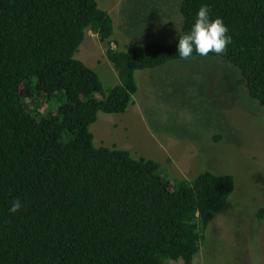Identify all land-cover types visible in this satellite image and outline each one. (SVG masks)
<instances>
[{"label":"trees","instance_id":"trees-1","mask_svg":"<svg viewBox=\"0 0 264 264\" xmlns=\"http://www.w3.org/2000/svg\"><path fill=\"white\" fill-rule=\"evenodd\" d=\"M204 4L232 38L208 56L236 67L264 112V0H182L172 42L127 50L111 48L113 19L98 0H0V264H193L234 176H172L96 146L90 126L100 111L128 109L137 70L179 59L177 39ZM87 30L108 43L119 78L108 89L76 58ZM13 199L22 208L10 214Z\"/></svg>","mask_w":264,"mask_h":264},{"label":"rangeland","instance_id":"rangeland-1","mask_svg":"<svg viewBox=\"0 0 264 264\" xmlns=\"http://www.w3.org/2000/svg\"><path fill=\"white\" fill-rule=\"evenodd\" d=\"M182 0H98L113 19L111 48L170 43L181 30ZM108 43L87 30L76 58L104 88L119 82ZM138 91L122 113L100 111L90 126L96 146L128 149L175 177L209 170L232 174L235 188L210 222L193 264H264V112L239 70L219 57L171 60L137 70ZM169 264H184L182 259Z\"/></svg>","mask_w":264,"mask_h":264},{"label":"clouds","instance_id":"clouds-1","mask_svg":"<svg viewBox=\"0 0 264 264\" xmlns=\"http://www.w3.org/2000/svg\"><path fill=\"white\" fill-rule=\"evenodd\" d=\"M231 43L232 38L228 34L227 27L220 18L213 19L210 9L204 4L196 11L189 29L177 39L176 55L181 61H187L197 56L206 57L210 53L222 55ZM21 208V201L13 199L8 212L15 214Z\"/></svg>","mask_w":264,"mask_h":264}]
</instances>
